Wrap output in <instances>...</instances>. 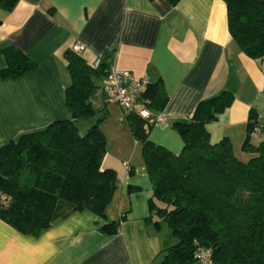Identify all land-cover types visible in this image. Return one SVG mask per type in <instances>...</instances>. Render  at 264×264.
<instances>
[{
    "label": "crops",
    "instance_id": "0c3cea01",
    "mask_svg": "<svg viewBox=\"0 0 264 264\" xmlns=\"http://www.w3.org/2000/svg\"><path fill=\"white\" fill-rule=\"evenodd\" d=\"M0 22V69L8 48L35 63L16 78L0 76V146L67 118L64 55L76 43L84 45L88 63L108 51L116 69L161 82L168 100L148 138L174 154L183 143L171 123L189 118L200 100L222 89L233 101L205 125L210 142L227 137L245 157L241 146L251 112L264 123V56L252 59L238 49L222 0H19L10 12L0 9ZM103 81H97L93 104L107 111L100 123L106 141L102 167L116 173L105 216L77 210L36 236L0 219V264H159V251L173 243L167 227L164 237L161 223L157 229L145 222L152 188L141 147L123 121L126 111L104 102ZM79 123L85 130L91 121ZM261 140L264 135L249 136L253 145ZM109 221L118 222L114 234L100 231Z\"/></svg>",
    "mask_w": 264,
    "mask_h": 264
},
{
    "label": "trees",
    "instance_id": "16d2710c",
    "mask_svg": "<svg viewBox=\"0 0 264 264\" xmlns=\"http://www.w3.org/2000/svg\"><path fill=\"white\" fill-rule=\"evenodd\" d=\"M18 1L0 0V9L10 12ZM222 1L228 32L238 49L252 59L264 56V0ZM4 54L2 78H16L35 68L18 49L8 48ZM110 56L105 51L97 64H91L81 52L67 50V118L20 133L0 146V219L17 231L36 236L87 204L105 216L116 173L102 167L105 136L100 123L107 111L105 106L95 108L93 99ZM148 82L141 99L160 114L168 96L160 81ZM232 101L233 95L222 89L200 100L189 118L172 122L183 143L178 154L149 140L153 121L133 110L123 114L140 144L151 183L145 222L157 229L164 223L175 240L159 251V264H194L198 247L211 250L213 264H264V140L257 145L249 141L256 118L251 112L241 146L245 157L234 152L227 137L210 142L205 126ZM86 120L90 125L80 129L79 122ZM117 228V221H109L100 231L114 234Z\"/></svg>",
    "mask_w": 264,
    "mask_h": 264
},
{
    "label": "built area",
    "instance_id": "2783aa9c",
    "mask_svg": "<svg viewBox=\"0 0 264 264\" xmlns=\"http://www.w3.org/2000/svg\"><path fill=\"white\" fill-rule=\"evenodd\" d=\"M83 48L82 43H76L72 49L80 53ZM148 83L147 76L135 77L130 71L116 69L113 64H110L101 86L104 102L117 105L125 111L133 110L145 120L161 122V115L152 112L148 108V101L141 99V94ZM251 134L264 135V123L256 119L252 125ZM124 166L126 170L129 169L128 162H124ZM193 259L194 264H213L209 248L198 247L194 251Z\"/></svg>",
    "mask_w": 264,
    "mask_h": 264
},
{
    "label": "rangeland",
    "instance_id": "374dc122",
    "mask_svg": "<svg viewBox=\"0 0 264 264\" xmlns=\"http://www.w3.org/2000/svg\"><path fill=\"white\" fill-rule=\"evenodd\" d=\"M110 105H113V104H110ZM80 129H82V127L80 126ZM102 133H103V131H102ZM104 134V133H103ZM105 146H106V141H105ZM111 161H113V160H111ZM162 224V229H161V233L163 234V236L164 237H166V230H165V227H166V225L164 224V223H161ZM168 231V230H167ZM168 237H169V241H172V242H174L175 240L168 234ZM159 258H160V256H159Z\"/></svg>",
    "mask_w": 264,
    "mask_h": 264
},
{
    "label": "water",
    "instance_id": "95a60500",
    "mask_svg": "<svg viewBox=\"0 0 264 264\" xmlns=\"http://www.w3.org/2000/svg\"><path fill=\"white\" fill-rule=\"evenodd\" d=\"M83 208L88 211H93L94 210V205L93 204H87L83 205Z\"/></svg>",
    "mask_w": 264,
    "mask_h": 264
}]
</instances>
